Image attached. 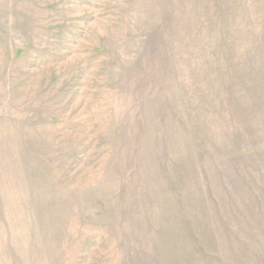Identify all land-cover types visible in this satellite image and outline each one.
<instances>
[{
	"label": "rangeland",
	"instance_id": "rangeland-1",
	"mask_svg": "<svg viewBox=\"0 0 264 264\" xmlns=\"http://www.w3.org/2000/svg\"><path fill=\"white\" fill-rule=\"evenodd\" d=\"M263 46L264 0H0V264H264Z\"/></svg>",
	"mask_w": 264,
	"mask_h": 264
},
{
	"label": "trees",
	"instance_id": "trees-1",
	"mask_svg": "<svg viewBox=\"0 0 264 264\" xmlns=\"http://www.w3.org/2000/svg\"><path fill=\"white\" fill-rule=\"evenodd\" d=\"M264 48V46H263ZM261 64L260 66L258 67L259 68V72L261 71V73H257V78H256V81H255V84L254 86L250 87V83H247L248 86L247 87H244L245 85H242V82L243 80L242 79H239V76H236V74H238L237 72L235 73V71L233 70L234 69V64H233V67H230L228 65V68L230 70L229 74L225 73L223 75L224 76H227L226 78V81L228 83H225L222 84V93H225V96H222L224 100L227 101V104H230L229 106V119L234 123V125H232V131H234L235 135L237 138H239L240 142H243L244 139V135H241L240 134V131L238 129V126L236 124V122L239 124V121L241 122V118H245V116H247L246 118L248 119H244V122H247V123H251L250 121L252 119H255V116L254 115H251L250 114V110L249 109H245L243 107V102L244 100H247V101H250V100H254V105H253V109L254 112L256 113V115L260 116V115H263L264 114V109L261 110V107L264 108V54L261 55ZM235 66L237 67V65L235 64ZM257 70V69H256ZM234 76V77H233ZM249 82H252V81H249ZM250 87V88H248ZM243 88V90H242ZM247 90V94L246 96H243V94L245 93L244 90ZM242 92V94H241ZM224 95V94H223ZM253 95V99H250V96ZM243 99V102L241 101ZM259 99V100H257ZM246 111V112H245ZM256 116V117H257ZM237 127V128H236ZM251 125H247L246 129L243 131L244 129V126L241 127L243 133L245 135L248 134V132L250 131L251 129ZM264 130V126L260 127L259 126V131H263ZM231 131V132H232ZM257 132H255V134L251 135L250 137H247L245 136L246 138H248L249 140L246 142V144H248V142L250 144L254 143L257 144V138L259 137V135L257 136L256 135ZM259 140V138H258ZM260 143V141H258V144ZM245 153L242 154V156L244 155ZM238 157V159H240L241 157L236 156V158ZM247 160L249 162H256V159L255 158H251L250 156L249 157H246Z\"/></svg>",
	"mask_w": 264,
	"mask_h": 264
}]
</instances>
